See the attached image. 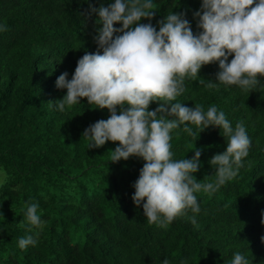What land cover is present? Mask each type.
Segmentation results:
<instances>
[{"label": "trees", "instance_id": "trees-1", "mask_svg": "<svg viewBox=\"0 0 264 264\" xmlns=\"http://www.w3.org/2000/svg\"><path fill=\"white\" fill-rule=\"evenodd\" d=\"M113 2L0 0V264H161L164 258L169 264H231L238 251L249 264H264V77L252 91L223 84L209 89L199 77L185 78L186 91L174 102L205 112L216 105L233 129L244 122L252 144L235 178L213 193L196 194L199 213L189 209L166 226L149 223L132 200L145 161L111 163L108 152L118 143L91 148L82 138L110 112L86 99L64 112L49 104L67 94L56 87L57 78L66 72L71 80L85 52L98 51L99 17L89 18V5ZM153 2L155 18L142 23L159 31L168 12L186 11L194 34L202 31L194 17L202 0ZM219 71L213 63L199 76L218 83ZM158 107L153 102L150 110ZM189 127L196 136L183 126L170 133L174 159H191L195 147L203 149L195 175L214 182L209 161L226 151L227 138L217 127L201 133ZM30 203L39 205L41 227L26 219ZM30 235L37 243L20 249L18 240Z\"/></svg>", "mask_w": 264, "mask_h": 264}, {"label": "clouds", "instance_id": "clouds-1", "mask_svg": "<svg viewBox=\"0 0 264 264\" xmlns=\"http://www.w3.org/2000/svg\"><path fill=\"white\" fill-rule=\"evenodd\" d=\"M153 0H114L99 9L89 5V18L97 14L98 46L95 53L85 52L78 60L72 79L68 73L57 78L56 87L66 89L63 99L55 104L64 112L66 106L81 104L107 109L110 117L90 125L82 134L91 148L107 142L118 143L110 150L111 163L138 157L145 161L139 178L133 185L132 200L143 207L149 223L166 226L187 210L200 212L198 193H213L238 175L248 157L252 141L244 122L232 124L216 105L207 111L201 105L194 108L174 102L186 91L185 78H197L206 88L219 84L239 86L252 91L264 77V0H202L194 12L197 27L194 34L187 12L170 11L158 21L159 31L142 20L155 18ZM121 24L117 28L115 25ZM102 50V54H101ZM233 56L229 63V57ZM218 63L216 81H206L199 73L203 66ZM153 102L159 107L150 110ZM189 124L200 129H221L227 138L226 151L214 155L209 163L215 169L211 176L198 181L203 149H195L191 159H174L170 133L183 126V131L196 136ZM199 133V137H200ZM213 176V175H212ZM39 205H26V219L35 227L43 221ZM196 224L195 216L191 221ZM33 236L20 238L18 246L35 245ZM161 264H169L164 258ZM231 264H249L241 252H236Z\"/></svg>", "mask_w": 264, "mask_h": 264}, {"label": "rangeland", "instance_id": "rangeland-1", "mask_svg": "<svg viewBox=\"0 0 264 264\" xmlns=\"http://www.w3.org/2000/svg\"><path fill=\"white\" fill-rule=\"evenodd\" d=\"M4 178H5V174L0 172V183L4 180Z\"/></svg>", "mask_w": 264, "mask_h": 264}]
</instances>
